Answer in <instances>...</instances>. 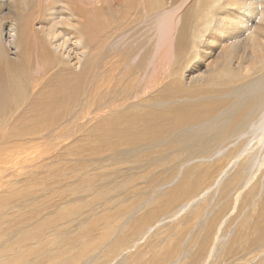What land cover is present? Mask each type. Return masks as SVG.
Returning <instances> with one entry per match:
<instances>
[{
	"label": "bare ground",
	"instance_id": "obj_1",
	"mask_svg": "<svg viewBox=\"0 0 264 264\" xmlns=\"http://www.w3.org/2000/svg\"><path fill=\"white\" fill-rule=\"evenodd\" d=\"M86 120L103 145V156L96 159L100 163L112 167L129 163L125 157L135 162L145 158L149 171L174 164L171 174L153 178L155 187L172 180L176 167L192 159L220 156L221 169L239 164L226 189L237 203L264 168V0H0V190L15 189L25 172L41 171L37 182L42 184L35 183L33 190L48 187L54 197H47L53 200L46 207L63 206L50 217L52 225L44 234L25 238L48 248L56 243L75 254L76 262L89 256L75 241L84 243L91 236L90 225L98 228L100 240H108L118 218L144 201L139 197L127 203L111 194L135 179L115 187L110 182L98 189L89 185L88 168L97 161L70 155L67 147ZM231 139L237 143L227 149ZM121 149L128 155L115 157ZM205 172L201 169L199 178ZM65 184L70 185L57 194ZM74 185L92 196L84 206L97 201L103 213L79 219L76 237L61 239V228L83 214L70 207ZM177 189L147 200L143 215H134L118 231L117 246L133 226L168 211ZM262 211L245 233L243 225L238 227L216 264H247L264 254ZM192 226L191 220L174 242L153 250L145 264L179 263ZM197 241L190 264H199L203 255L208 259L215 248L198 233L186 250ZM102 249L94 263L112 254V247ZM29 250L28 255L34 251ZM6 263L17 264L18 256ZM257 264H264V257Z\"/></svg>",
	"mask_w": 264,
	"mask_h": 264
},
{
	"label": "rangeland",
	"instance_id": "obj_2",
	"mask_svg": "<svg viewBox=\"0 0 264 264\" xmlns=\"http://www.w3.org/2000/svg\"><path fill=\"white\" fill-rule=\"evenodd\" d=\"M86 123L87 124H82L83 126L80 127L75 135L70 136L72 138H70L68 141V152L70 155H79V153H81L85 155L87 159L97 161L100 160V156H103L99 155L101 154L100 152L103 149V145L97 140L95 127L87 120ZM83 128H87L88 130L86 129L80 134V131H82ZM74 136L77 138L75 139ZM230 141L231 142L226 145L227 149L229 147L232 148L235 143H237L233 139ZM82 149L83 151H81ZM128 153L129 152L127 150L121 149L114 154L115 157L119 155L121 158L122 156H127ZM186 156V154L183 155V157ZM125 158H127V160L130 162L112 167H109L102 162L100 163L99 161H97V163L93 162L88 168V170L90 169L88 171L90 173L88 174L90 175L91 179L89 185L93 189H98L101 188L100 186L102 184H109V182L111 184L109 186L113 187L114 184L121 185L119 183L123 184L129 179H135L134 182L116 189L115 193L111 194H115L117 197L126 199L127 203L135 202L139 197L144 198V201L135 203L131 213L122 215L118 218V220H120L118 221V224H114V229H109L107 232L106 239L109 241H102V239L100 240L99 235L97 234L98 228L94 225H90L89 230L92 232L91 236L87 237L84 243L81 241H75L79 247L85 248V250L87 249L86 251L89 253V256L85 257L86 260L84 259V256L80 258L78 255L79 259L81 260L76 262L75 254L70 255L67 251L64 252V248H58L56 243L55 245H49L50 248H48V245H38L33 241V243H29V240H26L25 237H32L36 234H44L43 230L52 225V219L50 217L57 216V212L59 210L58 207L63 206L60 205L56 209L52 207L47 208L51 205L53 200H49L47 197L49 195L54 197V192L50 191L48 187L45 188V191H41L42 188L40 187L35 191L33 190L35 183H38L39 185L42 184L37 182L38 178L42 177V175L39 173L41 171L35 173V175H30L29 173L25 172L23 175L18 176V185L15 187V189L4 191L0 190V253L6 252L8 250L5 253V256L0 258V264H8L6 262L15 256H18L17 264H31V262L32 264H89V261H91L90 264H108V261H112L109 264H145V262L151 258V252L153 250H163L169 242H174L177 239V233L181 229L186 228L187 225L190 224L191 220L193 226L191 227L190 234L186 235L183 239L182 243L184 245H181L182 254H180L179 263L172 264H187V262L190 264L192 262H190L188 256L194 254L195 248L199 247L198 241L197 244H194V248L191 247L189 250L186 249L188 248L190 238L198 233H200V237L202 239H208L210 242L213 238L211 243L213 244V247H215L212 248L213 251L211 256L207 259V256L203 255V258L199 264H216L218 261V256L224 252L227 243L230 242L229 239L235 236V232H237L239 229L238 227L243 225L242 230L245 229V231L243 230L245 233L254 222L260 219L262 215V210L264 208V168L258 172L251 186L241 191V195L239 196L237 203L234 204V192L232 191L231 193H227L226 189L228 188V182L240 171L241 168L239 164L235 166L233 163H231L228 167H225L226 169H221L217 166V164L221 163V161H218L220 156L215 155L211 156L210 159H192L189 161V163L188 161L185 163L182 161L183 166L181 165V168H179V166L176 167L177 172H179L178 174H175L172 180L155 187L154 184H151L153 178L160 179L162 177L168 176L171 174L169 171L172 169L174 164L170 163L153 171H149L146 168V164H144L146 163L145 158H140L138 162H135L132 158ZM69 159L71 160L73 158L70 157ZM214 162L217 163L211 164ZM201 163H203V165ZM207 164L210 165L206 166ZM68 166H72L71 163ZM102 166L104 167L101 168ZM201 169L206 171L205 178H199L198 172L201 171ZM186 170H191L190 173L192 175H186ZM44 171L46 172L47 169H44ZM101 174H104L105 178L99 179ZM44 183L47 185L46 183H48V180L44 181ZM68 185L70 184H65L64 187L56 190L57 194L65 190V187ZM85 185L88 184H83V186ZM175 187H178L175 193L176 197L173 201H171L170 205H168L169 210L166 212H159V215L157 213L151 219H144L146 224L144 226H133L132 230L134 231L132 232V230H130L128 234L125 233L123 240L119 239L122 245L120 244L117 246L114 241L118 239L115 238L117 237L116 235L118 234V231H120L122 228V225L126 222H131L134 215L136 216L144 213V211L147 209V202L150 199L155 198L164 192H168L170 189ZM74 188L77 190L75 191L74 195H69L68 198L72 200L70 202V207H75L74 209H76L77 212L82 211L83 214H81L80 217H75L76 220L74 223H71L65 227V229L63 227L61 228L63 230L60 231L63 234H57L61 239L76 237L79 219L82 220L84 217H88L91 213H96V216H99L101 213H103L100 208L101 205L97 201L89 203V207H86L87 203L85 204L86 206H84L85 201L90 202L92 196H90V194L87 192L84 193L85 190L80 186L76 187V185H74L72 189ZM225 192L227 195H225ZM74 199H77V201ZM190 199L191 201L189 202ZM78 200L81 201L78 202ZM34 209L36 211H33ZM254 209L257 210V212H255ZM89 222L90 220H87L85 224H89ZM221 223L222 225L217 235L216 231ZM263 224L264 223H261V225ZM149 227H151V230L148 231ZM214 227H216V229H214ZM214 237H217L216 240L218 242ZM22 238H25V243L21 242ZM88 240L91 242H88ZM89 243L93 244L94 246L91 245L90 247ZM111 243L115 246H113ZM36 246H39V249L35 248ZM99 246L100 248H103L101 252H104L109 246L112 247L113 251H111L112 254L109 255L107 259L103 258L100 262L94 263L93 261L99 257ZM27 249H31L29 251H34L28 255ZM60 250L63 252H60ZM56 252H60V257L56 260H53L54 256L57 255ZM41 253L43 256L40 255ZM47 254L49 255V258L47 257ZM51 257L53 258L51 259ZM263 257V253L259 254L254 260L248 262L247 264H257V262ZM21 260L22 262L19 263Z\"/></svg>",
	"mask_w": 264,
	"mask_h": 264
}]
</instances>
